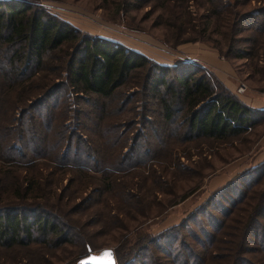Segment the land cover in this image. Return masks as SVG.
<instances>
[{
    "label": "trees",
    "instance_id": "obj_1",
    "mask_svg": "<svg viewBox=\"0 0 264 264\" xmlns=\"http://www.w3.org/2000/svg\"><path fill=\"white\" fill-rule=\"evenodd\" d=\"M251 1L260 0H201L200 3L205 4V15L196 19V25L191 19L190 29L179 24L171 26L176 36L187 29L193 37L167 44L169 47L188 42L204 44L227 62L246 60L250 79L254 74L260 76L264 73V59L258 51L264 52V21L254 30L261 35L260 38L248 40L247 51L235 50V44L240 42L235 34L248 14L238 9ZM209 26H213L215 35L220 28L225 29L223 49L218 42L213 43L207 38ZM50 53L53 55L49 56ZM49 59L55 62L51 68L44 64ZM144 68L161 75L168 70L117 42L81 35L70 24L38 5L23 0H0V250L69 246L72 250L62 264H77L80 258L96 248L91 235L84 232L91 222L74 218L84 210L89 198L68 203L74 194L86 190V186L90 188L91 185L89 190L98 195L110 191L112 184L105 177L108 172L114 173L116 166L108 163V169L104 168L100 154L90 153L89 149L81 152L76 149L74 143L81 142V139L75 137L73 140L64 126L52 119L51 112L50 118L45 117L49 107L44 108L45 120H42V115H39L43 108L37 106H42L57 85H64L76 95L107 98L124 84L130 72ZM176 68L175 85L167 83L162 76L151 79L145 73L140 86L153 92L165 123L172 121L174 108L182 105L178 123L184 127L183 142L198 138L223 142L237 138L248 133L264 116V110L244 104L235 92L200 65L178 63ZM56 75L62 84L51 81V77L55 79ZM33 111L37 112L35 117L31 113ZM40 123L45 126L46 134L42 137L38 132ZM56 123L62 128L54 135L57 139H47V135H53L50 126L55 128ZM26 137L33 141L29 149L22 146ZM135 168L132 165L120 171L128 172ZM254 171L264 172V160L239 174ZM63 175L67 178H62ZM63 179L65 185L61 186ZM110 193L113 195L112 191ZM122 195L126 198L124 200H135L127 191ZM95 203H100L105 212L110 209L104 200ZM127 206L132 209L131 203L127 202ZM234 212L236 217L232 224L226 226L228 232H221L230 240L212 247L213 236H210L207 246L201 245L202 251L207 253L210 248L217 247L216 256L209 253L207 256L219 259L218 264H264V188L251 191L245 204ZM107 219L101 214L93 222L102 224ZM146 219L132 218L135 224L131 230L123 224L117 226L115 219L111 222L110 230H122L125 241L123 244L111 242L116 264L122 263L124 252L133 253L139 247L145 245V249L153 243L154 237L149 231L137 232L145 229ZM182 226L181 223L176 228ZM253 251L260 255L257 263L248 262L244 257Z\"/></svg>",
    "mask_w": 264,
    "mask_h": 264
},
{
    "label": "rangeland",
    "instance_id": "obj_2",
    "mask_svg": "<svg viewBox=\"0 0 264 264\" xmlns=\"http://www.w3.org/2000/svg\"><path fill=\"white\" fill-rule=\"evenodd\" d=\"M23 1L44 8L70 24L81 35L117 42L143 54L151 63L168 68L164 75L155 73L153 69L147 71L146 68L132 71L124 84L107 98L76 95L64 85H57L44 99L42 106H37L43 108L39 115H42V120L50 118L51 112L52 119L64 126L73 140L75 137L81 139L83 144L80 141L74 143L76 149L80 152L89 149L90 153L100 154L104 168L106 166L108 169V163L116 166L117 172H108L109 175L105 177L112 184L110 191L113 195L110 191L98 195L89 190L90 185V188L86 186V190L74 194L68 203L89 198L84 210L74 216L81 221L91 222L84 232L91 235L96 248L89 253L95 254L103 248H111L113 241L118 244L125 242L122 230H110L114 219L117 226L123 224L131 230L135 224L132 218L141 220L147 217L143 224L145 229L137 232L141 234L149 231L154 237L153 243L145 249L143 245L133 253L124 252L120 264H154L155 261L159 264H182L184 261L185 264H218L219 259L207 256L208 253L216 256L217 247L210 248L207 253L201 248L207 246L210 236H213L212 247L229 241L230 237L221 232H228L226 226L232 224L236 217L234 210L245 204L251 191L264 188V172L239 174L254 166L250 158L259 150L264 116L248 133L237 138L223 142L207 138L183 142L184 127L178 123L180 112L183 111L182 105L178 104L174 108L172 121L165 123L153 92L148 87L142 89L140 86L145 73L151 79L162 76L167 83L175 85L178 63H196L211 72L200 60L201 50L208 53L204 50L207 47L204 48V44L188 42L169 47L174 41L193 37L187 29L176 36L171 26L179 24L190 29L193 22L191 19H194L196 25V19L205 15V4L202 5L201 0ZM238 10L247 11L248 14L244 16L241 29L235 34L240 41L235 44V50L247 51L250 44L246 42L261 36L254 30L264 21V2L251 1ZM212 30L213 26H209L207 38L213 43L218 42L223 49L225 38L222 34L225 29L220 28L216 35ZM258 54L264 59L262 50ZM227 63L236 77V80H232V86L242 84V95H250L251 91L255 97L264 101V73L260 76L252 75V80L247 75L250 69L246 60L232 59ZM44 64L51 68L55 62L49 59ZM57 77L54 79L52 76L51 81L62 84ZM46 107L49 109L43 119ZM31 113L34 117L37 114L36 111ZM58 123L55 128L50 126L53 135H47V139H57L54 135L62 129ZM39 128L42 137L46 134L45 126L42 127L40 123ZM24 139L22 146L29 149L33 141L27 137ZM39 142L42 143L41 140ZM63 147L64 143L61 145ZM132 165L136 168L128 172L120 171ZM217 177L219 181H216ZM60 184L64 186L65 180H61ZM126 191L135 200H124L126 198L122 193ZM97 200H104L109 211L105 212L101 202L96 204ZM127 202L131 203L132 209L127 206ZM101 214L108 218L107 221L102 224L93 222ZM181 223L183 226L176 228ZM105 231V234H101ZM71 250L69 246L60 249L30 246L0 250V264H62ZM244 257L248 262L257 263L260 255L253 251L244 254Z\"/></svg>",
    "mask_w": 264,
    "mask_h": 264
},
{
    "label": "crops",
    "instance_id": "obj_3",
    "mask_svg": "<svg viewBox=\"0 0 264 264\" xmlns=\"http://www.w3.org/2000/svg\"><path fill=\"white\" fill-rule=\"evenodd\" d=\"M201 45V44H200ZM205 48V45H203ZM201 50V49H200ZM206 51L201 50V58L203 63L207 65V68L210 69V71L215 75V77L225 86L227 87L230 91L234 92L236 85L232 86V83L234 80H236L234 72L231 70L229 67V64L227 61L223 60L220 58L215 51H213L210 48L204 49ZM233 80V81H232ZM250 91V89H248ZM255 92V90H252ZM256 93V92H255ZM254 93V94H255ZM247 94V93H246ZM246 94H236L238 98L246 105L253 109L261 110L264 108V101L260 100V98L255 97L252 92L250 91V95ZM240 95V96H239ZM261 143L259 146V150L253 155L252 158H250L251 163L253 165L258 164L262 160H264V131L261 134ZM219 177H217L216 181L218 180Z\"/></svg>",
    "mask_w": 264,
    "mask_h": 264
},
{
    "label": "water",
    "instance_id": "obj_4",
    "mask_svg": "<svg viewBox=\"0 0 264 264\" xmlns=\"http://www.w3.org/2000/svg\"><path fill=\"white\" fill-rule=\"evenodd\" d=\"M77 264H115V259L111 248H103L95 254L88 253Z\"/></svg>",
    "mask_w": 264,
    "mask_h": 264
},
{
    "label": "built area",
    "instance_id": "obj_5",
    "mask_svg": "<svg viewBox=\"0 0 264 264\" xmlns=\"http://www.w3.org/2000/svg\"><path fill=\"white\" fill-rule=\"evenodd\" d=\"M244 91V86L242 84H239L237 87H236V93H243Z\"/></svg>",
    "mask_w": 264,
    "mask_h": 264
}]
</instances>
